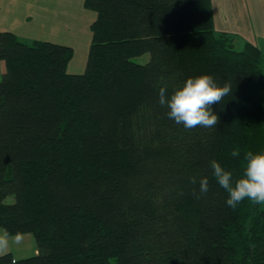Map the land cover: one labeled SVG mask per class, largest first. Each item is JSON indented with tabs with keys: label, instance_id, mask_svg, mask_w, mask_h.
<instances>
[{
	"label": "trees",
	"instance_id": "1",
	"mask_svg": "<svg viewBox=\"0 0 264 264\" xmlns=\"http://www.w3.org/2000/svg\"><path fill=\"white\" fill-rule=\"evenodd\" d=\"M84 7L80 75L70 47L0 31V229L36 242L0 264H264V204L228 207L210 168L238 179L245 153L264 152L261 48L215 31L211 0ZM204 74L232 94L212 105L216 127L185 129L159 90Z\"/></svg>",
	"mask_w": 264,
	"mask_h": 264
},
{
	"label": "rangeland",
	"instance_id": "2",
	"mask_svg": "<svg viewBox=\"0 0 264 264\" xmlns=\"http://www.w3.org/2000/svg\"><path fill=\"white\" fill-rule=\"evenodd\" d=\"M24 3V0H19ZM30 1V0H29ZM39 2V1H38ZM44 11L41 17L38 8L26 7L32 19L20 23L31 40L45 41L70 47L72 58L67 66L70 75L83 74L91 42L90 25L95 13L85 9L84 0H41ZM215 31L228 32L234 38L236 50H243L245 43L261 48L264 53V0H211ZM23 8L20 5L21 12ZM27 14V13H26ZM21 17H18V21ZM8 19L3 17L4 24ZM9 28V27H7ZM10 32V31H8ZM18 32V31H17ZM147 56L135 59L144 63ZM3 66L0 65V79ZM5 233L0 229V234ZM28 235V236H25ZM8 236V245L0 250L12 252L16 259L33 256L36 242L31 234ZM19 237V242H16ZM28 237V238H27ZM28 239V240H27Z\"/></svg>",
	"mask_w": 264,
	"mask_h": 264
},
{
	"label": "clouds",
	"instance_id": "3",
	"mask_svg": "<svg viewBox=\"0 0 264 264\" xmlns=\"http://www.w3.org/2000/svg\"><path fill=\"white\" fill-rule=\"evenodd\" d=\"M230 94V83L220 85L213 76L204 74L188 78L171 95L167 94L166 87H161L158 102L167 108L168 118L177 125H182L185 129L197 126L210 129L216 127L219 120L212 105L219 104ZM231 156L239 157V150H233ZM210 168L219 187L228 194L225 201L228 207H236L245 200L253 204H264V152L245 153L242 175L238 179H234L233 173L218 160H212ZM208 191L209 180L205 177L199 181V193L203 195ZM16 242H19V237ZM7 245L8 233L5 232L0 234V248H6Z\"/></svg>",
	"mask_w": 264,
	"mask_h": 264
},
{
	"label": "crops",
	"instance_id": "4",
	"mask_svg": "<svg viewBox=\"0 0 264 264\" xmlns=\"http://www.w3.org/2000/svg\"><path fill=\"white\" fill-rule=\"evenodd\" d=\"M40 1L41 0H30V1L24 0V3L22 4V3H20L19 0H0V31L1 32L10 31V33L14 34L16 37H18L22 40L31 41V39L33 37H30V36H27L24 34L26 32L20 28V23L23 24L22 20L24 18H26L25 22L32 19V16H29V12L25 11L26 7L38 8V10H39L38 15H39V17H41L40 12L43 13L44 6ZM20 5L23 8V10L21 12H19ZM3 17L12 18V19H8V22H6V24H4V21L2 20ZM18 17H21L19 21H18ZM7 27H9V28H7ZM25 236H28V235H25ZM5 251H8V250H0V255L10 253L13 256L12 252H10V251L5 252ZM32 253H33L32 255L36 254V248L35 247L33 248ZM13 258H15V257L13 256Z\"/></svg>",
	"mask_w": 264,
	"mask_h": 264
}]
</instances>
